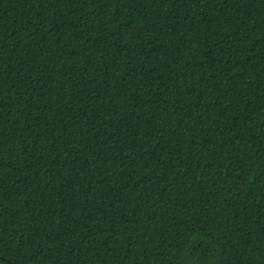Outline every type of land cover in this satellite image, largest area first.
I'll return each mask as SVG.
<instances>
[{
    "label": "trees",
    "instance_id": "obj_1",
    "mask_svg": "<svg viewBox=\"0 0 264 264\" xmlns=\"http://www.w3.org/2000/svg\"><path fill=\"white\" fill-rule=\"evenodd\" d=\"M0 264H264V0H0Z\"/></svg>",
    "mask_w": 264,
    "mask_h": 264
}]
</instances>
